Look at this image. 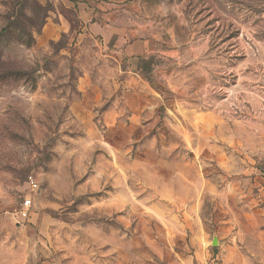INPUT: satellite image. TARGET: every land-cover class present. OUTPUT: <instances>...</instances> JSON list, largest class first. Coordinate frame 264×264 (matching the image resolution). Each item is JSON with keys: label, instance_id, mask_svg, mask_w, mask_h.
<instances>
[{"label": "rangeland", "instance_id": "1", "mask_svg": "<svg viewBox=\"0 0 264 264\" xmlns=\"http://www.w3.org/2000/svg\"><path fill=\"white\" fill-rule=\"evenodd\" d=\"M13 5L0 264H264V0Z\"/></svg>", "mask_w": 264, "mask_h": 264}, {"label": "trees", "instance_id": "2", "mask_svg": "<svg viewBox=\"0 0 264 264\" xmlns=\"http://www.w3.org/2000/svg\"><path fill=\"white\" fill-rule=\"evenodd\" d=\"M36 3V1H35ZM37 5H39L38 3H36ZM25 8V6L23 5L21 7V11H23ZM39 9L43 10L44 8L42 6H39ZM46 11V9L44 10ZM16 10H15V5H13V9L12 12L9 14V21L6 23V25L2 28V30L0 31V42L2 41L3 38L7 37V35H9V28L13 25L17 23V20H15V15H16ZM46 18V12L44 14L43 12V21Z\"/></svg>", "mask_w": 264, "mask_h": 264}, {"label": "built area", "instance_id": "3", "mask_svg": "<svg viewBox=\"0 0 264 264\" xmlns=\"http://www.w3.org/2000/svg\"><path fill=\"white\" fill-rule=\"evenodd\" d=\"M32 185L33 187H37V183L33 182L32 180ZM32 206H33V201L31 198H25L20 206V210H19V214L21 217L26 218L30 215L31 210H32Z\"/></svg>", "mask_w": 264, "mask_h": 264}, {"label": "crops", "instance_id": "4", "mask_svg": "<svg viewBox=\"0 0 264 264\" xmlns=\"http://www.w3.org/2000/svg\"><path fill=\"white\" fill-rule=\"evenodd\" d=\"M85 16H88V15H87V14H82V15H81L82 18L85 17Z\"/></svg>", "mask_w": 264, "mask_h": 264}]
</instances>
